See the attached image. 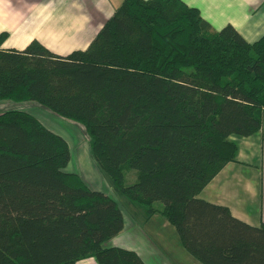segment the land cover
I'll use <instances>...</instances> for the list:
<instances>
[{"label": "trees", "instance_id": "16d2710c", "mask_svg": "<svg viewBox=\"0 0 264 264\" xmlns=\"http://www.w3.org/2000/svg\"><path fill=\"white\" fill-rule=\"evenodd\" d=\"M199 13L124 0L87 50L64 56L37 40L5 49L0 33V101L15 105L0 113V264H144L105 247L124 229L120 204L66 171L68 141L26 104L81 125L115 193L164 217L200 264H264V225L199 196L236 161L232 137L262 128L264 36L213 31Z\"/></svg>", "mask_w": 264, "mask_h": 264}, {"label": "crops", "instance_id": "0c3cea01", "mask_svg": "<svg viewBox=\"0 0 264 264\" xmlns=\"http://www.w3.org/2000/svg\"><path fill=\"white\" fill-rule=\"evenodd\" d=\"M123 1L0 0V33L8 34L2 46L23 50L37 40L60 56L85 51ZM181 1L198 9L213 31L231 25L251 44L264 36V0ZM262 120L258 133L246 138L232 137L238 146L236 161L227 164L199 195L206 201L228 207L234 217L255 227L264 225V116ZM108 185L109 190L101 187L93 189L113 197L111 192L115 191L111 183ZM123 215L124 229L110 240V246L137 252L144 264H189L186 257L177 256L179 253L192 256L186 250L179 252L177 246L168 247V238L159 232L161 226L170 224L165 220L153 221L156 216L160 219L164 217L155 215L141 222H134L129 217L127 222L124 211ZM143 252H147L148 261L141 255ZM77 264L97 262L91 258Z\"/></svg>", "mask_w": 264, "mask_h": 264}, {"label": "rangeland", "instance_id": "374dc122", "mask_svg": "<svg viewBox=\"0 0 264 264\" xmlns=\"http://www.w3.org/2000/svg\"><path fill=\"white\" fill-rule=\"evenodd\" d=\"M14 106L15 105L12 102L0 101V113H3L8 109H12ZM23 108L26 111L33 114L35 118H37L39 121L43 123V125L47 127V129L53 131L56 134L61 135L62 137L65 138L66 141H68L71 150L70 151L71 161L70 163H68V167L66 168L67 172L75 173L79 175L84 181H86V183H88V185L91 188L101 187L109 190L110 187H108L109 186L108 184L110 182L105 177V175H103V173L95 166V164L92 163L94 161L92 160L89 152L90 150L89 140L81 125L77 123L75 124V122L64 119V117L63 118L58 117L57 115L51 113L47 109L36 104H26L23 105ZM134 181H135L134 176L129 177V175H127L126 185L128 184L130 185ZM111 194L120 204L122 211H124L125 214L127 215L126 216L127 222L129 221V217L132 220H134V222L149 220L144 216V212L142 210H139L138 208L133 206H129L127 202L124 199H122V197H120L117 193L111 192ZM156 207L160 209L163 208L164 205L163 203L158 202L156 203ZM161 220L166 221V219H160L159 216H156L153 219L154 222ZM168 224L170 223L168 222ZM166 226L167 227L161 226L159 228V232L163 233V235L167 237L169 240V243H167L166 245H168V247L170 248L172 246H177L179 248V252L181 251V249L184 251L185 250L184 247L181 245L180 242L178 243V240L180 241V239L179 237H177L178 234L176 233V229L171 224ZM153 231L155 233L154 229L152 230V232ZM151 237L153 238L154 241H156L153 235H151ZM178 244L181 246V248L179 247ZM109 245H110V241L106 243L105 247ZM146 253L147 252H143V254L141 253V255H143L145 260L148 261L149 256ZM182 256L186 257V260L187 262H189V264H200L196 260L192 259V257L191 258L188 257L185 253L184 254L179 253L177 257L183 258Z\"/></svg>", "mask_w": 264, "mask_h": 264}]
</instances>
